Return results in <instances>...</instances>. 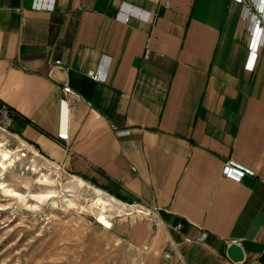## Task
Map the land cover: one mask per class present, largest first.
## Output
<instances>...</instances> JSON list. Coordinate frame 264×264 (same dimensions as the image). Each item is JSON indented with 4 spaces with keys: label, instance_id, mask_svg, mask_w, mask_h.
Wrapping results in <instances>:
<instances>
[{
    "label": "crops",
    "instance_id": "1",
    "mask_svg": "<svg viewBox=\"0 0 264 264\" xmlns=\"http://www.w3.org/2000/svg\"><path fill=\"white\" fill-rule=\"evenodd\" d=\"M50 1L0 0V99L17 113L12 130L121 199L158 207L154 220L112 227L147 246L152 264H264V39L254 61L243 2ZM131 6L142 11L125 20ZM97 68L105 79L91 76ZM66 82L91 103L64 107ZM231 156L256 173L223 176ZM238 237L235 261L227 240Z\"/></svg>",
    "mask_w": 264,
    "mask_h": 264
},
{
    "label": "rangeland",
    "instance_id": "2",
    "mask_svg": "<svg viewBox=\"0 0 264 264\" xmlns=\"http://www.w3.org/2000/svg\"><path fill=\"white\" fill-rule=\"evenodd\" d=\"M6 134L0 129V149L12 154L0 165V264L153 263L147 246L121 240L113 225L98 221L103 212L112 216L113 224L131 220L142 216L138 207L124 206L99 181L64 163L18 158Z\"/></svg>",
    "mask_w": 264,
    "mask_h": 264
},
{
    "label": "built area",
    "instance_id": "3",
    "mask_svg": "<svg viewBox=\"0 0 264 264\" xmlns=\"http://www.w3.org/2000/svg\"><path fill=\"white\" fill-rule=\"evenodd\" d=\"M243 2V18L246 20H251V39L249 43V49L250 53L253 54L254 61L256 59V56L258 55L263 39H264V0H240ZM34 5L39 7H46L51 8L53 6L52 1L47 2H41L40 0H34ZM142 11L140 7L131 6L129 8V11L125 13V20H128L131 13H137L139 14ZM146 57L150 56V50L147 49L145 53ZM63 61L61 59L56 60L55 65H62ZM254 64V63H253ZM91 76L94 79H105L106 78V72H104L103 69L97 68L96 70L91 72ZM63 91L64 96L61 99V103L64 107H68V105H74L77 101H86L89 104L91 103L90 100H88L81 92L76 90L74 87H72L69 83L63 84ZM16 111L14 109H11L9 105L5 102H2L0 104V129L2 131H5L9 135L6 134L8 145H11L12 142L14 143V148L17 153V157L20 159L23 158H30L33 161H36L39 157L46 158L41 151L34 146L32 143L24 139L18 132L13 131L11 129L14 121V117L16 115ZM119 133H122L123 131L117 130ZM128 131V130H126ZM60 136L67 137L68 133L60 132ZM222 175L225 177H228L230 179L240 181L242 180L246 175H254L256 173L255 169L251 166L239 161L237 158L231 156L224 160L222 165ZM124 206L128 207H138L140 214L142 216L148 218L149 220H154L156 218V214L159 211L158 207L150 206L147 202L141 200V199H134V200H125V199H119ZM182 223H177L175 226V229L181 230ZM207 238V232H202L197 237H185V241L187 242H199L204 241ZM244 237H238V238H232L227 240V246L230 247L232 245H237L239 247H243L245 243ZM164 256L166 258H171V253L166 251L164 253ZM181 255L178 256L180 258Z\"/></svg>",
    "mask_w": 264,
    "mask_h": 264
},
{
    "label": "bare ground",
    "instance_id": "4",
    "mask_svg": "<svg viewBox=\"0 0 264 264\" xmlns=\"http://www.w3.org/2000/svg\"><path fill=\"white\" fill-rule=\"evenodd\" d=\"M0 147H1V145H0ZM12 158V154H11V151L10 150H4V151H2L1 149H0V165L2 166V165H4V164H6L7 162H8V160L9 159H11ZM3 168H5V167H3ZM80 178V177H79ZM80 180L82 181V182H85V180L84 179H82V178H80ZM96 190L98 191V192H103L101 189H98V188H96ZM11 195L12 196H17V193H15V192H11ZM111 197V199L112 200H115L116 201V199L114 198V197H112V196H110ZM118 200V199H117ZM119 201V200H118ZM121 202V201H120ZM136 211H138L139 212V210H136ZM129 214H131V213H129ZM111 219H109V218ZM98 221H100L101 223H104L107 227H112V225H113V221H112V216H110L109 214H106L105 212H103V213H101L100 215H99V217H98Z\"/></svg>",
    "mask_w": 264,
    "mask_h": 264
},
{
    "label": "water",
    "instance_id": "5",
    "mask_svg": "<svg viewBox=\"0 0 264 264\" xmlns=\"http://www.w3.org/2000/svg\"><path fill=\"white\" fill-rule=\"evenodd\" d=\"M228 255L235 261H239L243 258L244 253L241 247L232 245L228 249Z\"/></svg>",
    "mask_w": 264,
    "mask_h": 264
},
{
    "label": "trees",
    "instance_id": "6",
    "mask_svg": "<svg viewBox=\"0 0 264 264\" xmlns=\"http://www.w3.org/2000/svg\"><path fill=\"white\" fill-rule=\"evenodd\" d=\"M2 102H4L2 99H0V104H2ZM10 107V106H9ZM11 109H13L12 107H10Z\"/></svg>",
    "mask_w": 264,
    "mask_h": 264
}]
</instances>
